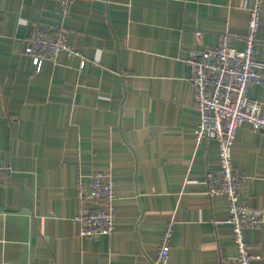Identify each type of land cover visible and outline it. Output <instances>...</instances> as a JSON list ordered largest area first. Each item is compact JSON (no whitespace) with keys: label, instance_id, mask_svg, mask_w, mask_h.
I'll return each mask as SVG.
<instances>
[{"label":"crops","instance_id":"crops-1","mask_svg":"<svg viewBox=\"0 0 264 264\" xmlns=\"http://www.w3.org/2000/svg\"><path fill=\"white\" fill-rule=\"evenodd\" d=\"M254 0H0V264H148L173 219L168 264H224L236 253L227 201L206 193L219 165L199 121L186 59L226 30L244 48ZM63 25L76 52L36 72L35 30ZM256 56L264 61V0ZM248 96L262 102L264 83ZM240 201L264 216V130L240 124L232 147ZM114 178L110 236H80L91 174ZM244 237L264 264V222Z\"/></svg>","mask_w":264,"mask_h":264},{"label":"built area","instance_id":"built-area-1","mask_svg":"<svg viewBox=\"0 0 264 264\" xmlns=\"http://www.w3.org/2000/svg\"><path fill=\"white\" fill-rule=\"evenodd\" d=\"M65 15L77 0H57ZM263 13V0H254L249 8L244 48L238 50L230 42L228 30L220 36L217 45L204 46L186 59L192 72L193 101L199 115L194 130L196 144L215 140L219 165L207 170L206 193L209 197H224L227 201L225 222L231 226L236 253L224 264H252L256 256L249 252L244 237L247 228L258 229L264 222L263 214L240 201V186L246 178L236 171L232 162V147L240 124L248 122L254 130H264L262 102L248 96L252 83H264V61L256 56L258 29ZM75 54L69 44V31L63 25L52 30L37 29L26 39L25 52L32 58L39 72L44 61L57 62L58 54ZM9 171L10 166L0 171ZM93 207H83L74 217L80 225V236H110L116 228L114 178L109 171L96 170L91 174L87 193ZM174 220L163 231L158 257L148 264H168L170 238Z\"/></svg>","mask_w":264,"mask_h":264}]
</instances>
